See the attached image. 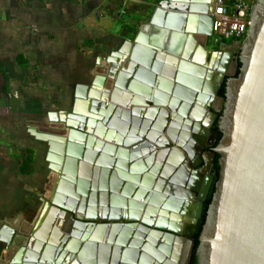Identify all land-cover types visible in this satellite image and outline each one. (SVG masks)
Instances as JSON below:
<instances>
[{
  "label": "water",
  "instance_id": "water-1",
  "mask_svg": "<svg viewBox=\"0 0 264 264\" xmlns=\"http://www.w3.org/2000/svg\"><path fill=\"white\" fill-rule=\"evenodd\" d=\"M166 2L110 53L111 88L76 92L79 102L58 120L65 138L28 130L48 147L54 179L43 205L53 208L50 227L59 232L55 242L35 237L44 251L38 259L26 253L29 234L10 264H42L47 252L58 254L51 264H171L174 246L183 248L177 264H187L215 154L218 179L196 264H264V0L251 8L224 100L218 90L232 53L221 60L219 47L193 39L212 36L214 0ZM214 101L223 102L219 140L210 128Z\"/></svg>",
  "mask_w": 264,
  "mask_h": 264
},
{
  "label": "crops",
  "instance_id": "crops-1",
  "mask_svg": "<svg viewBox=\"0 0 264 264\" xmlns=\"http://www.w3.org/2000/svg\"><path fill=\"white\" fill-rule=\"evenodd\" d=\"M166 1L167 0H152L149 2H143L140 5H131L129 3L123 2V0H7L6 3L0 0V12L2 11V8H8L9 10H11L6 14V16H11L10 18H8L10 20V23L16 21V23L19 24L18 21L20 20V16H29L30 18H32V22L35 25L42 26L41 30L48 31V36L50 35L49 40H53V37L57 38L62 49L69 46L66 51L68 52V50H70L71 59L67 60L68 63H66V69L63 70L64 74L66 75V88H68L64 91L65 94H67V99L64 102H66V104H69V102L72 103L73 100H78L79 102V99L74 96V94L76 93V91H83L82 86L89 85L92 81L91 78L94 75L107 73L108 68L110 67V64H108V60L111 58L110 53L117 50V48L120 46H128V43L126 42H130L132 40V38L135 36L138 26H140L148 18H150V16L155 11H157V7L159 5H167ZM126 11H130L132 14L134 12V14L136 15L124 21V25L122 26L121 32L119 34L116 35V33H112L110 31L111 27H104V25L102 24V22H104L103 20L106 19V16L112 15L113 18L119 20L125 15ZM159 12L162 11L160 10ZM2 19L5 18L0 16L1 23H3ZM4 25L5 23L0 24V30L1 27H4ZM35 29L28 30V28H26V32L29 31V33L25 32L24 34L26 40L35 39L36 41L37 38H35V35L32 32ZM50 30L54 32L55 36ZM193 39L200 45V47H202V49H209L210 46L208 47V41H206L203 36L193 33ZM47 40L48 38L45 39V41ZM46 45H48V43ZM107 45L108 47L105 49L104 47H106ZM72 47L73 49H71ZM130 47L131 46H129V48ZM30 49H32V53L28 57H33L34 54V57L36 59L37 49H33V47H31ZM16 57L18 58V63H20L19 58L27 63H31L30 59L27 56H24L22 53L16 55ZM126 60L127 56L125 55L121 60L122 64H124ZM202 60H204V58ZM27 63L26 67L21 68L26 69ZM173 66H171V69L169 71L171 73L175 71V67ZM32 69H35V66H32ZM53 78L58 80L56 82L59 83V87L57 88V90H55L58 91L62 88L63 85H60V82H62L64 79L61 74L57 72ZM1 82L3 84V89H1L0 87V91L2 92L4 89L6 91L7 89L6 93H8V97L5 98V95H2L0 103L3 102V104H5L6 102H8V104L11 103L10 105H12L13 103H16L20 98L21 103L26 102L28 105H30L27 106L25 104L26 113L35 110L33 104L29 103L28 97L25 95V92L20 93L21 90H13L12 92H8L6 82H3L2 79ZM108 83L109 85L106 86L111 87L112 80H108ZM93 87H95L97 90H103L97 85ZM40 105L38 107H40ZM56 105L58 104H51V106L54 107H51L49 110L41 109L40 111L42 114H46V125H52V127L56 129H48V131L44 129L43 131H39L36 128L28 127L26 130L35 129L38 132L45 133L50 137L54 135L57 136L56 138H59V136H64L63 138H65V136L69 132V129H66L63 122H60L58 120L63 117L66 120L68 119L67 114H69L70 112V106H67L68 108L65 111V109H60V106L57 107ZM217 105L218 104L216 102L214 106ZM12 109L13 113L16 111L19 112L17 110V106H14ZM63 111L67 113L63 114ZM10 113L11 119H13V113L11 111ZM49 113H52V116L54 117L53 120H49ZM1 117L2 115L0 116V118ZM27 133L38 142L43 143L45 144V146H47L46 142L36 139L35 136L29 131ZM60 140L61 139L53 141V143L60 144L62 143L60 142ZM63 143H65L64 145H66V141ZM80 162L81 161H79L78 163ZM49 174L54 175L50 172V170ZM35 190L36 189L34 188L31 191L33 196H35ZM50 192L47 195L48 197L50 196ZM38 201L39 204L37 206V204L31 197H27L25 195L24 200L18 202L17 204L18 210L17 212H15L16 215L14 221L12 220V223H7L3 226H0V250H2V248L4 250L10 244H12L10 246V251L6 249L5 251H3L2 255H0V264H10L18 246L25 244L27 242L28 235L31 233L33 234V239L32 242L29 243V248L26 249V253H33V257H35L36 259H38V257L42 255L44 251H42L41 246L34 245L36 242L35 237L43 238L46 241L50 240V238H53L54 241L52 242H55L59 231L55 229L54 233V229L50 227L52 224L50 219L53 215V208L47 206L45 207L43 204H40L41 196H38ZM30 214H32L31 217H29ZM24 231L26 234H28L27 237L23 235ZM97 236L100 237L101 234L98 233V235L96 234V237ZM100 243L103 242L100 241ZM14 246L17 247L15 248ZM182 249L183 248L181 246H174L173 252L180 255ZM75 250H79V245L75 247L74 251ZM26 253L24 255V258H28L29 256H31L27 255ZM174 253H172V256H174ZM172 256L171 258L174 261L171 260V264H177L178 262L176 261V257L174 259ZM43 257L45 260L42 264H51L54 257L58 259V254L56 255L54 252H47L46 255H43ZM35 263L41 264L37 261ZM61 263H63V261Z\"/></svg>",
  "mask_w": 264,
  "mask_h": 264
},
{
  "label": "rangeland",
  "instance_id": "rangeland-1",
  "mask_svg": "<svg viewBox=\"0 0 264 264\" xmlns=\"http://www.w3.org/2000/svg\"><path fill=\"white\" fill-rule=\"evenodd\" d=\"M2 1L4 3L7 2V0ZM129 4L140 5L141 3ZM8 11L11 10L2 8L0 12V16L5 18L2 19L5 25L0 30V78L3 82H6L8 92H12L13 90H21L20 93L25 92L29 103L33 104L35 110L26 113L25 104L27 106L30 105L26 102L21 103L20 98L12 105H10L11 103L8 104V102L5 104L3 102L0 103V116L2 115L0 118V226L14 221L15 212L18 210L17 204L24 200L25 195L31 197L38 206V196H41L42 199L43 196H47L51 191L54 175L49 174V170L47 169L45 161L46 146L29 136L26 129L28 127L36 128L39 131L56 129L52 125H46V114H42L40 111L41 109L49 110L51 107H54L51 106L54 103L58 104L56 106H60V109H65V111L68 108V104L64 102L67 99V94L64 91L68 88H66V75L63 70L66 69L67 60L71 59L70 50L66 51L69 46L62 49L57 38L53 37V40H49L50 35L48 36V31L41 30L42 26L35 25L29 16H20L19 24L16 21H11L12 23H10L8 18L11 16H6ZM134 15H136L134 12L132 14L130 11H126L125 15L119 20L109 15L106 16L102 24L104 27H111L110 31L117 35L121 32L124 21ZM3 23L0 22V24ZM26 28L28 30L37 28L32 31L35 38H37L36 41L35 39L26 40V37H24ZM50 31L54 34L52 30ZM26 33H29V31ZM47 38L48 40L45 41ZM47 43L48 45H46ZM213 45L209 38L208 47ZM31 47L37 49L36 59L34 54L33 57H28L32 53ZM107 47L108 45L104 48L106 49ZM21 53L27 56L31 62L27 63L26 69H22V64L17 61L16 55ZM32 66H35V69H32ZM56 72L61 74L64 79L60 82V85L63 86L58 91H55L59 87V83L56 82L58 80L53 78ZM228 72L227 75L230 72L232 73V69H228ZM1 79L0 87L3 89ZM6 91L5 89L2 92L0 91V100L2 95H5V98L8 97ZM39 105L40 107H38ZM14 106H17V110L19 111L14 112L15 114L12 111ZM10 111L13 113V119H11ZM27 149L34 151L33 173L24 176L19 173L18 169L21 156ZM34 188L36 189L35 196L31 193ZM5 250L2 248V251Z\"/></svg>",
  "mask_w": 264,
  "mask_h": 264
},
{
  "label": "built area",
  "instance_id": "built-area-1",
  "mask_svg": "<svg viewBox=\"0 0 264 264\" xmlns=\"http://www.w3.org/2000/svg\"><path fill=\"white\" fill-rule=\"evenodd\" d=\"M152 0H123L126 3H143ZM213 44L239 41L245 37L250 24L251 6L247 0H214L212 5Z\"/></svg>",
  "mask_w": 264,
  "mask_h": 264
},
{
  "label": "trees",
  "instance_id": "trees-1",
  "mask_svg": "<svg viewBox=\"0 0 264 264\" xmlns=\"http://www.w3.org/2000/svg\"><path fill=\"white\" fill-rule=\"evenodd\" d=\"M19 61L23 67H26L27 62H25L21 58H19ZM235 66L236 67H235V72L233 74V78L238 75L240 67H241V62L239 61V58L238 59L236 58ZM225 87H226V84L223 82V84L221 85L219 92H218V96L220 98H222L223 100H224V96H225ZM220 116H221V111L217 114V118H216L214 125H213L214 130L218 131V134H219L217 140H219V138L221 136V132L218 130V124H217ZM24 152L25 153L21 156V162L19 164V173L21 175L26 176V175H30L31 173H33V154H34V151L32 149H27ZM218 158H219V155L215 154L214 163H213L212 168H211V174L213 176V180H212V183L210 185L209 192L207 194V198L203 203L201 217L197 222L196 230H195V233L192 237L193 245H192L191 255H190V258H189V261L187 264H196V249H197V246L199 244V235H200L202 226L205 222L207 208H208V206L211 202V199H212V194H213L214 189H215V182L218 179V173H219Z\"/></svg>",
  "mask_w": 264,
  "mask_h": 264
},
{
  "label": "flooded vegetation",
  "instance_id": "flooded-vegetation-1",
  "mask_svg": "<svg viewBox=\"0 0 264 264\" xmlns=\"http://www.w3.org/2000/svg\"><path fill=\"white\" fill-rule=\"evenodd\" d=\"M248 2H249V4H250V6H251V8H252V6L257 2V0H247ZM244 39H245V37H244ZM244 39H242V40H239V41H233V42H228V41H223V42H220V43H217V44H214L213 46H210L211 47V49L210 50H214V51H216L217 49H218V47L220 48V51H221V53H220V59L222 60L223 59V57L224 58H226V56L228 55V53H232V57H231V61L228 63V67H227V74L229 73L228 72V69H232V73L230 72V74L229 75H227L226 74V77H225V80L223 81L225 84H226V80L227 79H229V78H231V77H233V74H234V72H235V60H236V58L238 59V58H240V53H241V50H242V47H243V41H244ZM209 40V38H207L206 39V41H208ZM208 43V42H207ZM215 45H217V46H215ZM110 74H109V72L107 71V73H105V74H101V75H94L92 78H91V83L89 84V85H87V87L88 86H92V84H94L95 86L96 85H103V86H106V85H109V83H108V80H111V79H108ZM207 75V74H206ZM103 76H104V79L107 77V79H106V81L105 80H103ZM113 82V81H112ZM223 82H222V84H223ZM221 84V85H222ZM108 89L109 88H111V87H109V86H106ZM221 87V86H220ZM95 88V87H94ZM102 89V88H101ZM220 89V88H219ZM77 92V91H76ZM218 92H219V90H218ZM76 94V93H75ZM75 94H74V96H75ZM73 102H74V100L72 101V103H70L69 102V104H68V106H72V104H73ZM216 104V101H214L213 102V104L211 105V107H210V110H213V108L214 109H216L218 112H217V114L220 112V111H222V108H223V102L221 103V102H217V106H214ZM177 108H179V107H177ZM204 118H207V119H211V117L208 115V114H205L204 115ZM216 120V119H215ZM215 120L212 122V124H211V129H213L214 130V128H213V125H214V122H215ZM218 124V123H217ZM61 144V143H60ZM46 149H47V153H48V147L46 146ZM47 153H46V157H47ZM157 157H158V155L155 157V161H157ZM45 160L47 161V158H45ZM49 166H50V163L47 161V169L48 170H50V168H49ZM211 168H212V166H211ZM211 168H210V174H211ZM212 175V174H211ZM44 201H46V199H44L43 197H42V199H41V201H40V204H44ZM27 235L28 234H26L25 233V236L27 237ZM30 238V235H28V237H27V240ZM3 251L2 250H0V255H2L1 253H2Z\"/></svg>",
  "mask_w": 264,
  "mask_h": 264
},
{
  "label": "bare ground",
  "instance_id": "bare-ground-1",
  "mask_svg": "<svg viewBox=\"0 0 264 264\" xmlns=\"http://www.w3.org/2000/svg\"><path fill=\"white\" fill-rule=\"evenodd\" d=\"M195 34V33H194ZM199 35V34H198ZM227 72V71H226ZM174 255V254H173ZM175 259V256H172Z\"/></svg>",
  "mask_w": 264,
  "mask_h": 264
}]
</instances>
